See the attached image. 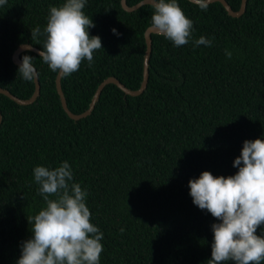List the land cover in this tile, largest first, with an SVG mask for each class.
I'll list each match as a JSON object with an SVG mask.
<instances>
[{"label": "trees", "instance_id": "1", "mask_svg": "<svg viewBox=\"0 0 264 264\" xmlns=\"http://www.w3.org/2000/svg\"><path fill=\"white\" fill-rule=\"evenodd\" d=\"M227 1L240 9L242 0ZM65 2L7 0L0 6V87L24 99L34 94L35 80L22 78L13 54L26 43L42 49L45 37L37 43L31 30L39 26L43 32L50 8ZM177 3L193 21L189 42L176 47L153 33L145 91L129 95L110 83L91 114L80 119L62 106L58 72L32 50L20 54L33 57L41 93L28 105L0 93V264H17L23 242L33 235L27 218L46 207L34 168L54 169L64 161L72 182L87 191L90 222L103 233L100 264L211 259L212 225L220 221L194 205L189 181L204 171L235 175L244 141L264 140V0H248L240 17L219 1L206 11L190 0ZM83 11L95 25L89 36H98L102 48L93 53L91 67L84 60L62 77L74 113L89 108L110 76L140 88L153 14L150 4L128 11L122 0H87ZM201 36L211 46H195ZM255 234L264 238V224Z\"/></svg>", "mask_w": 264, "mask_h": 264}, {"label": "clouds", "instance_id": "2", "mask_svg": "<svg viewBox=\"0 0 264 264\" xmlns=\"http://www.w3.org/2000/svg\"><path fill=\"white\" fill-rule=\"evenodd\" d=\"M6 3L7 0H0V6ZM86 3L87 0H66L60 7H51L43 32L39 26L31 30V39L37 43L38 37H45L38 55L61 77L77 72L84 60L91 67L93 53L102 48L98 36H89V28L95 25L83 11ZM196 3L207 10V0H196ZM149 4L153 9L149 30L164 36L176 47L186 45L193 21L177 0H149ZM112 31L119 35L115 29ZM211 44L203 36L195 41V46ZM226 56L231 58L232 53L226 50ZM32 60L33 57L24 55L18 68L22 78L29 82L39 76ZM233 166L238 167L233 176L215 177L204 171L199 178L189 181L194 205L206 209L220 221L212 225L214 242L207 264L229 261L261 264L264 238L255 233L264 224V140L244 141L241 155ZM33 175L46 207L27 218L33 235L23 242L17 264H100L103 233L90 222L91 212L85 203L87 191L72 182L69 163L64 161L54 169L37 166Z\"/></svg>", "mask_w": 264, "mask_h": 264}, {"label": "water", "instance_id": "3", "mask_svg": "<svg viewBox=\"0 0 264 264\" xmlns=\"http://www.w3.org/2000/svg\"><path fill=\"white\" fill-rule=\"evenodd\" d=\"M190 1L193 3H196V0H190ZM216 1L221 2L224 5V7L226 8V10L228 11L229 15L234 16V17H240L241 15H243L246 11L247 3H248V0H242L241 7L238 10H234L227 0H207V4H210V3L216 2ZM145 4H149V0H141L140 2H138L132 6H130L127 3V0H122V5H123L124 9H126L128 11H135ZM149 29H150V27L145 32L147 50H146L145 57H144L143 81H142L140 88H138V89H131V88L127 87L124 83H122L118 78H116L114 76H110V77L106 78L96 89V92L92 98V101L90 103L89 108L82 113H74L68 107L67 99H66L64 91L62 89V83H61L62 77L58 73V75L56 77L57 90H58V93L60 95L62 106H63L64 110L72 118L80 119L82 117H85V116L91 114V112L94 110V108H95V106H96V104L100 98V95H101L103 89L110 83L116 84L126 94H129V95H140L141 93H143L145 91V88L147 87V84L149 81V75H150L149 61H150V57H151V53H152V47H153L152 34L155 33L153 31H150ZM22 46H27L28 48H30L32 51L36 52L37 54L39 53L40 50H42L39 47H36L30 43L20 45L13 54V60L18 65H20V63L22 62V59L20 58V54L24 50H26V48H24ZM36 70H37V68H36ZM35 85H36L35 86L36 88H35L34 94L31 97L26 98V99L18 97L17 95L13 94L9 89L3 88V87H0V93L10 97L12 100H14L15 102H17L19 104L28 105V104H32L33 102H35L41 93V83H40L39 76H38V78L35 79ZM2 120H3V115H2V112L0 110V126H1Z\"/></svg>", "mask_w": 264, "mask_h": 264}]
</instances>
